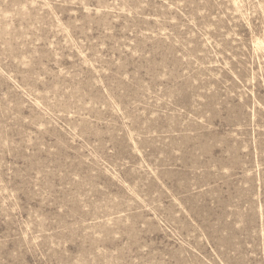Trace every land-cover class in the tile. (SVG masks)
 Listing matches in <instances>:
<instances>
[{
    "label": "rangeland",
    "instance_id": "obj_1",
    "mask_svg": "<svg viewBox=\"0 0 264 264\" xmlns=\"http://www.w3.org/2000/svg\"><path fill=\"white\" fill-rule=\"evenodd\" d=\"M0 264H264V0H0Z\"/></svg>",
    "mask_w": 264,
    "mask_h": 264
}]
</instances>
